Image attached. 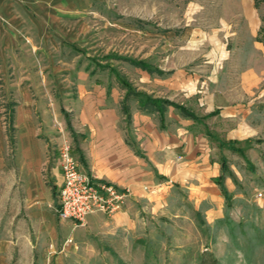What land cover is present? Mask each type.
I'll return each instance as SVG.
<instances>
[{
    "label": "rangeland",
    "instance_id": "1",
    "mask_svg": "<svg viewBox=\"0 0 264 264\" xmlns=\"http://www.w3.org/2000/svg\"><path fill=\"white\" fill-rule=\"evenodd\" d=\"M247 68L258 84L244 100H264V0H0V264H200L203 254L218 264H264V220L254 219L264 206L252 201L262 192L247 193L241 176L242 185L233 181L239 198L206 206L182 147L147 154L149 137L130 124L135 106L172 142L183 122L202 123L218 149L238 153L208 123L221 119V96L229 98ZM108 93L117 95L124 140L148 183L119 186L131 198L127 211L93 223L89 215L101 214H89L85 228L58 220L55 194L28 212L16 148L30 129L45 146V186L63 138L81 172L110 183L80 169L73 131L90 128ZM214 159L219 188L231 173L225 156ZM247 164L234 167L249 177Z\"/></svg>",
    "mask_w": 264,
    "mask_h": 264
},
{
    "label": "crops",
    "instance_id": "2",
    "mask_svg": "<svg viewBox=\"0 0 264 264\" xmlns=\"http://www.w3.org/2000/svg\"><path fill=\"white\" fill-rule=\"evenodd\" d=\"M253 44L255 48L260 50V45L257 42ZM252 74L253 70L250 68L239 72L237 75L238 84L234 90H231L229 98L228 95H222V99L220 98L221 119L210 120V123H208L223 140L236 142L233 148L238 150V153L230 152L229 148H232V146L218 149L217 144L205 136V126L202 123L183 122L187 129L183 131L175 129L174 131L177 134L172 142L169 138L159 137L153 132L154 127L157 126L152 121L154 116L140 112L135 106L131 107V126L137 127L139 125V136L149 137V139L147 138V146H145L147 154L155 155V152L163 150L171 151L175 149L174 151H177L178 146L182 147L178 150V153L185 154V157L190 160L187 162L188 174L193 181H200L205 185L201 189L203 193H201L200 198L206 200L210 198V204L206 203V206L212 207L214 204H220L223 198L214 182L221 174V167H219L217 159H212L218 158L219 155L220 157L225 156L226 167L228 165V170L231 173V176L225 175L223 180L229 197L234 200L241 196L237 188L234 187L233 181L242 185L241 176H243L249 184L247 193L254 189L262 192L263 198L252 200L253 203L256 202L255 204H258L259 208L264 206V100L263 98H247L244 100L243 97L251 91L252 85L258 84V82H254L255 79ZM249 80L252 81L251 84ZM108 95H110L108 101L103 103L105 111L100 116L92 118L90 128L73 129L77 137L81 139L78 144L81 156L80 169L86 173H93L99 179L120 187L128 185L141 189L148 183L149 176H147L148 174L144 169V171L141 169V165L136 160L137 157L130 153V149L124 140V126L121 122L120 112L117 110V95L114 93H108ZM98 103L100 102L89 104L93 108L99 106ZM165 119L168 122L165 123L167 126L176 125V123H169L167 117ZM33 135L32 129L24 135L21 134L16 148L17 159L20 161L16 186L23 189L28 212L36 209L37 205L49 203L47 198H51L56 194L62 180L59 163L57 162L55 166L48 170L50 188L45 186L44 182L42 183L39 170H41L44 163L42 156H44L45 146L43 148V145L41 146ZM197 153H200V164L195 163L198 157ZM237 160H246L249 177L245 173L241 175L235 169L234 166L237 165ZM242 164L245 166L244 163ZM137 192L139 194L140 191L135 193ZM211 197L215 198L216 202H212ZM51 202L54 205L53 200ZM123 208L119 213L126 212L128 206ZM46 214L51 224L53 216L49 212H46ZM246 215L247 213L244 212L243 216L247 217ZM102 217L98 214L89 215L87 222L93 223ZM254 219L263 221L264 211H256Z\"/></svg>",
    "mask_w": 264,
    "mask_h": 264
},
{
    "label": "built area",
    "instance_id": "3",
    "mask_svg": "<svg viewBox=\"0 0 264 264\" xmlns=\"http://www.w3.org/2000/svg\"><path fill=\"white\" fill-rule=\"evenodd\" d=\"M59 168L62 180L55 194V213L60 222L73 227H86L89 214L111 216L119 212L128 200L122 188L94 179L79 170L78 161L71 153V144L61 140ZM262 197V193L257 194Z\"/></svg>",
    "mask_w": 264,
    "mask_h": 264
},
{
    "label": "trees",
    "instance_id": "4",
    "mask_svg": "<svg viewBox=\"0 0 264 264\" xmlns=\"http://www.w3.org/2000/svg\"><path fill=\"white\" fill-rule=\"evenodd\" d=\"M122 110L124 111V114L126 116V120L128 122V118H129L128 111L124 107L122 108ZM224 171H225V167H223V165H222V172H224ZM222 181H223V177H220V179H219V182H220L219 183L220 192L222 194V197L225 198V201L226 202H229L230 197H228L226 188L224 187V183ZM200 264H218V261L212 255L203 254L201 256Z\"/></svg>",
    "mask_w": 264,
    "mask_h": 264
}]
</instances>
